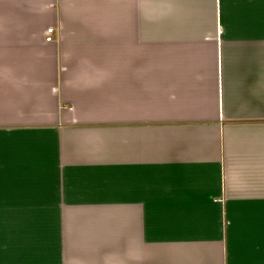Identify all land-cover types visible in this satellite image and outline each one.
I'll list each match as a JSON object with an SVG mask.
<instances>
[{"label": "crops", "instance_id": "crops-1", "mask_svg": "<svg viewBox=\"0 0 264 264\" xmlns=\"http://www.w3.org/2000/svg\"><path fill=\"white\" fill-rule=\"evenodd\" d=\"M0 264H264V0H0Z\"/></svg>", "mask_w": 264, "mask_h": 264}, {"label": "built area", "instance_id": "built-area-1", "mask_svg": "<svg viewBox=\"0 0 264 264\" xmlns=\"http://www.w3.org/2000/svg\"><path fill=\"white\" fill-rule=\"evenodd\" d=\"M53 33V29L52 28H48L46 31V40L50 41L52 39L51 35Z\"/></svg>", "mask_w": 264, "mask_h": 264}]
</instances>
